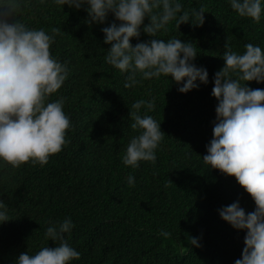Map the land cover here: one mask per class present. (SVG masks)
Masks as SVG:
<instances>
[{
  "label": "trees",
  "instance_id": "trees-1",
  "mask_svg": "<svg viewBox=\"0 0 264 264\" xmlns=\"http://www.w3.org/2000/svg\"><path fill=\"white\" fill-rule=\"evenodd\" d=\"M2 2V0H0ZM15 19L29 28L51 34L52 55L68 75L48 99L64 97L72 127L69 141L47 164L24 163L18 168L0 160V200L10 220L0 223V264H17L22 252L35 254L59 241L46 238L50 222L70 218L68 244L81 253L69 264H234L241 257L246 230L234 229L218 209L239 199L246 212L255 208L251 196L235 177L206 164V145L212 139L217 99L211 95L213 77L224 65L229 48L242 54L252 43L264 50V11L259 22L240 17L230 0H180L184 10L205 9L202 26L176 21L156 38L193 42V63L208 72V83L181 93L169 76L141 80L126 88L128 73L106 62L110 44L103 27L117 21L109 13L104 23H88L87 5L80 9L55 0H21ZM264 9V0H261ZM130 38L134 46L152 37L143 31ZM137 79H140L138 76ZM264 89V81L245 82ZM155 98V108L139 110L160 122L164 139L155 150L156 162L123 163L133 130V103ZM135 178L129 185L128 178ZM171 181L172 183H170ZM167 184V186H165ZM169 232V236L161 232ZM198 237L199 247L190 244ZM56 243V244H55Z\"/></svg>",
  "mask_w": 264,
  "mask_h": 264
},
{
  "label": "clouds",
  "instance_id": "clouds-1",
  "mask_svg": "<svg viewBox=\"0 0 264 264\" xmlns=\"http://www.w3.org/2000/svg\"><path fill=\"white\" fill-rule=\"evenodd\" d=\"M57 5L80 9L87 5L88 23H104L109 13L113 22L101 31L104 43L110 44L106 62L128 73L125 87L130 88L144 79L161 75L171 77L181 93L198 88V80L208 83L206 68L197 67L193 60L197 47L179 38H156L161 30L176 21V28L191 20L193 26L204 23L201 7L198 11L184 10L180 0H55ZM231 8L240 17L259 22L261 0H230ZM22 11L21 0L0 2V160L18 168L31 162L41 166L51 155L58 154L69 142L67 130L72 127L64 111V97L49 101L67 78L68 70L52 55L51 45L61 28L53 27L51 34L43 28H29L15 19ZM145 17L149 23L143 31L151 39L134 46L130 38L140 36ZM240 54L230 48L223 53L224 65L215 72L211 95L218 101L212 139L206 145L203 161L225 175L235 177L237 183L254 201L253 211L246 212L239 199L218 209L219 216L234 229L246 230L241 257L234 264H264V89L250 88L245 82L264 81V50L247 43ZM140 79H137V77ZM155 108V98L133 103L129 113L134 121L132 137L123 156V163L133 168L140 161L156 162L155 150L165 133L160 122L139 110ZM172 183L171 181H169ZM129 185L135 178L129 176ZM167 186V184L165 185ZM10 220L7 205L0 200V223ZM74 227L70 218L52 223L45 236L55 247H42L35 254L22 252L17 264H69L79 260L81 253L71 247L65 234ZM161 235L169 236L162 231ZM198 237H190V244L199 247ZM56 244V243H55Z\"/></svg>",
  "mask_w": 264,
  "mask_h": 264
}]
</instances>
